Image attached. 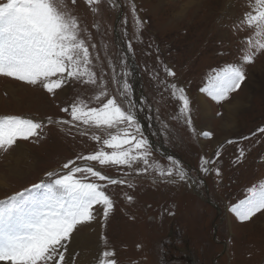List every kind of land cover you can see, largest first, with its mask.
I'll return each instance as SVG.
<instances>
[{"label": "rangeland", "instance_id": "374dc122", "mask_svg": "<svg viewBox=\"0 0 264 264\" xmlns=\"http://www.w3.org/2000/svg\"><path fill=\"white\" fill-rule=\"evenodd\" d=\"M67 3L81 27L91 34L96 48L90 51L99 55L93 70L98 83L100 78L107 81L110 94H115L116 85L108 61L127 58L128 83L152 160L165 166L171 163L169 158L177 160L189 176L171 183L150 168L139 175L131 172L127 179L133 187L110 186L107 192L114 207L106 222L97 206L96 219L73 233L65 253L67 264H98L105 249L114 250L117 264H264V211L241 222L230 210L246 198L249 187L264 181V133L259 131L264 128V50L252 63L244 64L246 78L227 100L218 103L201 91L211 87L216 70L240 62L246 38L254 30H237L234 25L250 10L249 0ZM136 16L142 24L139 29ZM165 67L175 76H168ZM162 82L184 88L192 128L197 133L210 131L211 138L194 135L183 119L173 118L178 115L179 101ZM97 91L91 85L68 81L53 95L41 85L0 76V116L71 119L61 109L77 97L97 107L99 103L91 100ZM93 132L105 138L102 130L91 129L89 136ZM89 136L53 123L44 127L38 140H18L9 151H0V199L40 182L67 160L96 151L100 145ZM165 150L172 156L164 155ZM202 158L215 161L208 165V173L201 171ZM92 166L113 177L130 171L96 162ZM126 194L133 197L131 202ZM94 226L101 228L99 237ZM74 242L79 245L77 250L72 248Z\"/></svg>", "mask_w": 264, "mask_h": 264}, {"label": "snow or ice", "instance_id": "6c2138e0", "mask_svg": "<svg viewBox=\"0 0 264 264\" xmlns=\"http://www.w3.org/2000/svg\"><path fill=\"white\" fill-rule=\"evenodd\" d=\"M76 0H71L74 5ZM89 6L99 5L101 0H86ZM250 10L234 25L237 30L253 29L254 35L246 38V47L239 63L226 64L210 78L211 87L201 89L216 102H222L240 88L245 80V63H252L259 51L264 50V0H249ZM115 6V3L112 4ZM97 12V7H92ZM135 15V4H132ZM139 29L142 24L135 17ZM99 27V25H95ZM131 50V42H128ZM91 34L81 27L79 18L69 8L67 0H4L0 2V76L12 78L30 85H41L50 94H55L68 81L96 87L91 98L99 106H90V101L77 97L61 109L71 119L35 120L18 115L0 116V151L7 152L18 140L39 139L46 125L56 123L75 129L81 136H89V130L100 129L105 138L94 132L89 136L100 145L87 155H77L63 163L58 171H49L40 182L32 184L13 195L0 199V264H67L65 253L78 226L96 219L97 206L107 217L114 207L107 189L110 186L128 184L131 172L147 173L151 168L168 182L186 181L188 172L177 160L168 166L152 160V149L147 137L141 132L137 119V101L128 83L127 58L121 56L117 63L109 59L115 94H110L107 81L97 78L93 70L98 54L90 49ZM119 68V71L117 70ZM168 76L175 72L165 67ZM171 95L179 101L178 115L194 135L211 138L210 131L197 133L192 128L190 100L183 87L167 84ZM264 133V128L259 129ZM232 143V141H227ZM110 149L105 150V148ZM218 146L216 156L220 155ZM240 157L244 150L240 149ZM128 169L120 177L104 174L92 166ZM215 163L201 159V171L208 173V165ZM142 164L143 167H136ZM219 175V169H216ZM248 195L231 211L239 221H249L264 211V181L249 187ZM131 202L133 197L126 194ZM105 240L104 237H101ZM114 250L105 249L98 257V264H117Z\"/></svg>", "mask_w": 264, "mask_h": 264}, {"label": "bare ground", "instance_id": "6f19581e", "mask_svg": "<svg viewBox=\"0 0 264 264\" xmlns=\"http://www.w3.org/2000/svg\"><path fill=\"white\" fill-rule=\"evenodd\" d=\"M191 1H193V0H191ZM191 3H193V2H191ZM199 7V6H198ZM243 10V9H242ZM244 11V10H243ZM247 12V11H246ZM179 13V12H178ZM181 17V16H180ZM243 17V16H242ZM7 81V80H6ZM11 85V84H10ZM5 87H7L8 88V83H7V85L5 86ZM15 88V87H14ZM9 89V88H8ZM16 92V91H15ZM146 132V131H145ZM146 134V133H145ZM17 150H21L20 148L19 149H17ZM169 151L168 150H165L164 151V155H166V156H172L171 154L172 153H168ZM20 155H22V153L20 154ZM15 167L16 168H18L19 167V165H15ZM15 171H16V169H14ZM1 177V176H0ZM195 186V185H194ZM97 226V225H96ZM95 227V226H94ZM100 230H101V228H97V227H95V229H94V231H95V233H96V235L99 237V235H100ZM88 232V231H87ZM74 236V235H73ZM73 238V237H72ZM75 239V238H74ZM78 241V240H77ZM75 243V242H74ZM78 247H79V245L77 246L76 245V243L73 245V249L74 250H77L78 249ZM85 254V253H84ZM95 255V254H94ZM88 256V255H87Z\"/></svg>", "mask_w": 264, "mask_h": 264}, {"label": "water", "instance_id": "95a60500", "mask_svg": "<svg viewBox=\"0 0 264 264\" xmlns=\"http://www.w3.org/2000/svg\"><path fill=\"white\" fill-rule=\"evenodd\" d=\"M153 144V143H152ZM154 146V145H153Z\"/></svg>", "mask_w": 264, "mask_h": 264}]
</instances>
